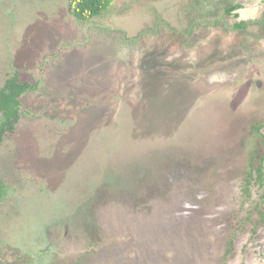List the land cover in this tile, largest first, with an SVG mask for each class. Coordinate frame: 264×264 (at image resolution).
<instances>
[{
	"label": "rangeland",
	"instance_id": "obj_1",
	"mask_svg": "<svg viewBox=\"0 0 264 264\" xmlns=\"http://www.w3.org/2000/svg\"><path fill=\"white\" fill-rule=\"evenodd\" d=\"M17 70L0 264H264V0H0Z\"/></svg>",
	"mask_w": 264,
	"mask_h": 264
},
{
	"label": "trees",
	"instance_id": "obj_2",
	"mask_svg": "<svg viewBox=\"0 0 264 264\" xmlns=\"http://www.w3.org/2000/svg\"><path fill=\"white\" fill-rule=\"evenodd\" d=\"M115 0H68L71 14L79 20H88L96 17L108 10ZM242 5L231 6L227 13L232 14L233 10H238ZM238 18V14H235ZM247 21H236L235 28L237 31L244 32L247 28ZM37 85L23 80L20 71H15L10 75L4 85L0 88V144L4 138L16 131L17 124L22 116L21 97L28 91L36 89ZM258 173V178L264 180L263 164L260 163L257 168L252 170ZM253 178V174L250 173ZM1 188V181H0Z\"/></svg>",
	"mask_w": 264,
	"mask_h": 264
},
{
	"label": "flooded vegetation",
	"instance_id": "obj_3",
	"mask_svg": "<svg viewBox=\"0 0 264 264\" xmlns=\"http://www.w3.org/2000/svg\"><path fill=\"white\" fill-rule=\"evenodd\" d=\"M0 181H1L0 196H3L5 191H6V186H5L4 182L1 179V175H0Z\"/></svg>",
	"mask_w": 264,
	"mask_h": 264
}]
</instances>
